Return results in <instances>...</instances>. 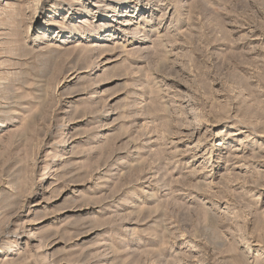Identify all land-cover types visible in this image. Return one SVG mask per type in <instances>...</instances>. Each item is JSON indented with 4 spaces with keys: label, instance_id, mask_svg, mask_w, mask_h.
Listing matches in <instances>:
<instances>
[{
    "label": "rangeland",
    "instance_id": "rangeland-1",
    "mask_svg": "<svg viewBox=\"0 0 264 264\" xmlns=\"http://www.w3.org/2000/svg\"><path fill=\"white\" fill-rule=\"evenodd\" d=\"M0 264H264V0H0Z\"/></svg>",
    "mask_w": 264,
    "mask_h": 264
},
{
    "label": "bare ground",
    "instance_id": "bare-ground-1",
    "mask_svg": "<svg viewBox=\"0 0 264 264\" xmlns=\"http://www.w3.org/2000/svg\"><path fill=\"white\" fill-rule=\"evenodd\" d=\"M186 246H187V244H186Z\"/></svg>",
    "mask_w": 264,
    "mask_h": 264
}]
</instances>
